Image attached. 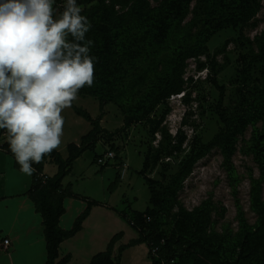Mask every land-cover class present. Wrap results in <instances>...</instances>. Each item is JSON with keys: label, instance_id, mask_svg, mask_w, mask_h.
<instances>
[{"label": "rangeland", "instance_id": "rangeland-1", "mask_svg": "<svg viewBox=\"0 0 264 264\" xmlns=\"http://www.w3.org/2000/svg\"><path fill=\"white\" fill-rule=\"evenodd\" d=\"M122 1L115 10L117 16L123 18V25L132 26L135 22L140 25L131 31L124 29L123 34L115 25L120 20L115 19L111 24V35L117 36L120 43L118 57L99 87L101 99L115 100L113 103L123 110L124 119L133 122L129 129L117 132L111 142H106L105 148L121 155L124 161L127 157L129 171L117 189L115 186L109 189L115 181V162L121 159L104 167L103 181L96 169L101 166L92 164L90 169V163L84 162L74 169L65 185L72 182V190L80 195L75 198L78 202L85 203L87 197L91 200L105 198L119 210L124 209L126 200V206H131L132 210L144 211L149 205L148 186L161 195L163 207L158 211L157 220L153 218L158 232H144L148 243L126 247L137 236L130 220L114 209L109 210V218L105 216L111 239L122 233L112 248V257L120 264H153L149 241L156 235L171 240L170 256L175 264H219L224 260H229L228 264H264V248L252 259L246 258L239 246L246 237L258 241L262 234L254 200L264 203V174L255 156L257 146H264V61L257 57L261 56L264 46V0L251 20L214 34L206 44V52L198 57H187V52L203 39L200 33L206 18V14L195 16V0L184 17L174 23L166 41L155 47L150 43L155 18L169 16L171 0ZM53 7L54 16L58 18L64 8L58 2ZM81 8L84 11L87 7ZM138 12L145 15L146 20L141 22V15H136ZM151 16L154 18L150 19ZM86 39L93 41L91 29ZM177 65L185 66L181 76L183 90L147 115L149 109L142 108L146 91L165 76L175 74ZM98 83L97 80L96 85ZM181 94L184 95L181 97ZM221 114L234 122L245 115L250 118L244 132L237 136L230 158L219 148L206 149L225 127ZM71 118L70 113L65 115L64 123H69ZM157 121L161 122L159 126ZM0 142L5 143L2 135ZM126 149L127 155L124 154ZM144 157L149 159L143 172L148 186L138 174ZM175 178L179 187L172 184ZM103 213H108V209L96 208L91 227L78 240L79 246L88 248L83 252L85 255L90 250L91 253L103 250L97 245L88 246L89 233L99 229L97 225ZM185 213L203 219L206 227L203 240L218 255L204 252L190 234L180 237L176 243L177 236L173 235Z\"/></svg>", "mask_w": 264, "mask_h": 264}, {"label": "trees", "instance_id": "trees-1", "mask_svg": "<svg viewBox=\"0 0 264 264\" xmlns=\"http://www.w3.org/2000/svg\"><path fill=\"white\" fill-rule=\"evenodd\" d=\"M62 0H56L60 3ZM159 1V0H155ZM194 0H171L169 3V16L165 18H155V23L153 30L151 31V46L163 44L169 31L174 28V23L181 20L186 11L190 8ZM123 2L122 0H77L80 6H86L87 8L82 11V15H85L91 23V31L94 34L93 45L91 47L90 54L96 57L94 64V81L91 87L85 86L78 91L80 95H90L96 97L100 101L101 110L103 113V107L106 104L113 103L115 100L109 99L103 101L101 99V85L104 81V77L107 70L110 69L113 63H116L117 59V49L120 45L118 37L111 35V24H113L115 19H118L119 24H115L117 29H121L124 34V29L128 28L130 31L136 29L140 24L135 22L132 26L123 25V18L117 16V11L115 7ZM261 0H231L229 3L227 0H195L194 14L197 15L206 14V18L203 20L202 27L204 28L200 35L203 37L199 45H195L189 52H187V57H198L206 52V44L210 38L219 31H222L229 26L237 27L243 23L251 20L258 12ZM64 10V9H63ZM156 14V13H155ZM136 15H141L142 20H146L145 15L140 12ZM154 18L151 16L150 19ZM71 40V37H69ZM261 56H257L264 61V46L261 48ZM260 61V60H259ZM185 66L177 65L175 74L171 75L169 78L165 76L164 80L159 81V83L146 91L147 98L144 101L142 108H148L147 115L150 114L152 109L159 105L161 102L168 99L171 95L180 93L183 89V80L181 79L182 70ZM117 70V69H116ZM97 80L99 81L96 85ZM102 86V85H101ZM153 87V88H152ZM157 90L155 91V89ZM114 104V103H113ZM76 112L83 116L86 120L92 123V131L83 137L82 144L80 146L76 144H70L68 147V157L64 159L61 154L55 149L51 153L47 154L44 159L38 164H34V181L27 192L29 198L34 202L37 211L42 215L43 225L45 227V236L47 241V262L46 264H68L70 257L66 256L61 261H57L59 258V246L60 244L68 238L76 235L82 229V224L84 220L88 217L90 210L93 206L100 205L97 201H88L87 209L77 218L74 226L71 230H62L59 226V221L61 216L64 214V199L68 196L79 198L72 194L71 191H65L63 189V180L68 176L72 170L73 163L87 150H94L96 145L101 139L111 142L117 132L123 129H129L132 125V121L128 118L124 119V126L122 129L116 131L115 133H110L104 131L100 126V118L93 120L91 116L79 109ZM123 111V110H121ZM246 117L240 118L238 122L230 121L221 114L222 121L225 127L212 139L206 149L219 148L226 158H230L235 150V140L239 134H242L246 129L247 125L250 123V118ZM160 121H157L158 126ZM159 127H156V129ZM107 137V140H106ZM2 149L5 150L10 155L11 152L8 150L6 143L2 145ZM13 156V155H12ZM256 160L259 164V168L262 174H264V146L258 145L256 149ZM97 158V157H96ZM53 161L58 166L57 174L52 178H47L44 180L43 170L44 165L48 160ZM149 159L145 157L144 167L140 174L143 176L145 168L148 166ZM17 164V163H16ZM19 167V165L17 164ZM145 182L146 179L144 178ZM147 184V182H146ZM175 186L178 185V180L175 178L172 181ZM180 185H178L179 187ZM149 187V186H148ZM150 190V206L146 211L142 213L134 212L129 217L125 216L133 222L131 226L136 229L140 235L138 240L132 242L131 245L136 243H148L147 238H144V232L146 230L158 232V228L155 226V221L157 220V214L159 209L163 207V199L160 194ZM256 208L260 217V222L262 233L258 241L250 240V237H246L244 243L239 245L241 247V253L246 254V258H252L256 256L260 248H264V203L262 204L260 200H254ZM153 206V207H151ZM205 222L200 216H191L185 213L184 220L178 221V228L173 237L177 236L176 243L179 242V238L183 236H188L190 234L192 238H196L195 242L204 252L210 255H218L217 251L210 248V245L204 239V234L206 232ZM120 234L116 235L111 241L108 250L97 254L93 257L90 264H119V262L112 259V248L114 242L119 238ZM149 241L150 248L153 245L160 243L162 239L165 240V244L161 247L158 257H152L150 254V259L153 264H175V259L170 256V243L171 240H166L163 237H157ZM237 248V247H236ZM150 250V249H149ZM229 262V260H224L223 262ZM220 262L219 264H224ZM227 262V264H228Z\"/></svg>", "mask_w": 264, "mask_h": 264}, {"label": "clouds", "instance_id": "clouds-1", "mask_svg": "<svg viewBox=\"0 0 264 264\" xmlns=\"http://www.w3.org/2000/svg\"><path fill=\"white\" fill-rule=\"evenodd\" d=\"M0 0V135L22 174L59 147L62 112L91 87V23L77 0ZM71 37V40H69Z\"/></svg>", "mask_w": 264, "mask_h": 264}, {"label": "crops", "instance_id": "crops-1", "mask_svg": "<svg viewBox=\"0 0 264 264\" xmlns=\"http://www.w3.org/2000/svg\"><path fill=\"white\" fill-rule=\"evenodd\" d=\"M75 108L87 112L93 120L100 118V126L104 131L115 133L124 126V116L115 104H106L103 107L102 113L98 98L90 95L77 94V98L72 102L71 107L64 109L61 113L64 119L65 115L68 113H70L72 116L69 123H64L61 144L55 149L64 159H67L68 157L69 145L76 144L80 146L82 144L83 137L89 134L93 129L92 123L86 120L83 116H80L76 112ZM3 144L4 142H0V264H46L47 241L45 236V227L43 225V218L42 215L37 211L34 202L27 195V192L31 188L34 181V173L30 176L22 174L19 171V167L17 166L14 157L2 149ZM105 148L106 141L101 139L94 150H87L74 161L70 174L63 180V189L65 191H71L72 194L80 197L78 193L72 190V182H68L65 185V180L73 174L74 169L79 164L89 162L91 169L93 166L92 164H96V157L104 154ZM99 149L102 151H99ZM127 150L128 149L124 151L125 155H127ZM125 161V166L122 164L119 165V163H121L120 161H114V166L116 167L115 181L109 186V189L113 188L114 186L115 189H117L119 184L125 180L130 167L128 166L129 162L127 157H125ZM144 162L145 157L142 163V168L138 174H140V172L143 170ZM100 168L96 169L102 174L100 180L103 181V173L105 170L104 167ZM97 170L94 171L96 172ZM57 172L58 166L49 159L44 165L42 175L47 178H52L57 174ZM142 178L144 179L143 176ZM107 182L110 183V179L107 178ZM149 196L151 197L150 190ZM150 197L147 208L150 206ZM104 199L91 200L87 197L85 198V203H83V201L78 202L76 201L75 197L71 196H68L64 199L63 205L65 212L60 218L59 226L65 231L71 230L73 228L77 218L87 209L88 201H97L100 205L93 206L91 208L88 217L82 224V229L77 232L75 236L66 239L60 244L58 249V262L66 256H69L70 260L68 264H90L93 257L99 253H102L106 246L107 248L103 252L108 250L112 239L110 236V225H105L104 219L105 216L109 218V210L114 209L123 217H129V215L133 214L134 212L142 213L147 209L146 208L144 211L132 210L131 206H126L127 201L125 200L123 201L124 209L119 210L118 208L109 205ZM98 207L108 209V213H103L102 220H99L100 224L97 225L99 229L89 233L88 238L90 239L88 246L93 247L97 245L103 250H96V252L92 253L90 250V252L85 255L83 252L88 248L86 249L85 247L79 246L78 240L87 234L88 228L91 227V221L93 220L92 218L94 216L95 210ZM127 209H129V212ZM136 232L137 236L133 238L130 243L126 245V247L132 246V242L139 239L140 235L137 230ZM119 234L121 237L122 233ZM4 239L9 240V245L7 247L3 246ZM112 259L114 260L113 257Z\"/></svg>", "mask_w": 264, "mask_h": 264}, {"label": "built area", "instance_id": "built-area-1", "mask_svg": "<svg viewBox=\"0 0 264 264\" xmlns=\"http://www.w3.org/2000/svg\"><path fill=\"white\" fill-rule=\"evenodd\" d=\"M58 5L60 7L64 8V0H62L60 3H58ZM184 94H181L179 96H183ZM119 158V159H118ZM120 160L121 159V164L125 166V161L123 160V158L121 157V155L117 156L116 153L112 150V149H107L104 154L98 156L96 158V163L101 166V167H106L108 165H111L112 163H114L115 160ZM120 165V164H119ZM46 179V177H44V180ZM133 225V222L131 223ZM165 244V240L162 239L160 241L159 244L157 245H153L150 248V254L152 257H158L161 247ZM9 245V240L8 239H4L3 240V246L7 247ZM162 264H165L164 262H162Z\"/></svg>", "mask_w": 264, "mask_h": 264}]
</instances>
